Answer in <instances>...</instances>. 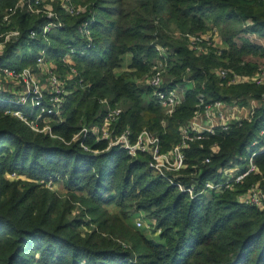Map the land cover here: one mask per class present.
I'll use <instances>...</instances> for the list:
<instances>
[{"label":"trees","instance_id":"1","mask_svg":"<svg viewBox=\"0 0 264 264\" xmlns=\"http://www.w3.org/2000/svg\"><path fill=\"white\" fill-rule=\"evenodd\" d=\"M75 1L87 6L86 11L72 14L59 4L64 25L47 34L50 46L40 35L41 18L14 17L23 37L0 55V66L20 70L34 64L38 51L47 48L63 69L61 57L71 47L77 49L74 64L87 86L70 79L73 91L65 97L63 120L50 122L53 133L66 141L82 123L102 125L104 98L124 110L117 127L156 132L166 150L179 142L180 127L194 116L201 92L212 100H232L251 91L257 99L264 95V85H228L215 72L222 66L246 74L257 70V61L247 57L264 58V46L249 35L264 37V0ZM16 2L0 0V21ZM86 22L90 47L82 29ZM212 28L227 46L221 55L198 54L188 47V34ZM33 30L40 38L26 41ZM157 45L168 50L169 71L186 89L185 100L172 115L147 101V88L135 81L160 58ZM17 48L30 52L17 56ZM126 54L132 55L129 71L119 73ZM15 109L28 112L0 101V264H264V211L237 200L239 192L256 181L264 187V152L255 157L261 174L248 176L235 190L190 199L153 171L149 154L134 158L118 146L107 149L106 141L90 134L86 143L100 150L94 154L79 143L34 131L6 112ZM263 115L264 104L251 120L191 143L186 149L188 172L198 165L201 179H223L224 168L240 163L237 156L249 157L246 147L264 126ZM216 142L220 150L211 163L202 164ZM58 181L71 190L69 196L52 190ZM110 205L120 213L110 212ZM136 212L156 223L159 240L125 222Z\"/></svg>","mask_w":264,"mask_h":264},{"label":"built area","instance_id":"2","mask_svg":"<svg viewBox=\"0 0 264 264\" xmlns=\"http://www.w3.org/2000/svg\"><path fill=\"white\" fill-rule=\"evenodd\" d=\"M40 4L41 0H17L13 6L6 9L0 21V37L4 38L0 42V55H2L3 50H5L9 43L18 44L23 37L22 30L13 24L14 17L18 15L44 13L47 21L40 28V35L43 37H47V34L53 29L63 27V23L58 19V11L52 8L39 9L40 7L38 6ZM65 8L72 14H79L86 10L84 7H74L68 4L65 5ZM88 25H90L89 22L84 23L82 29L88 39L87 46L90 47L92 43ZM37 36H39L37 30L30 31L26 41L37 39ZM186 37L188 47L198 54L207 55L213 52L221 55L223 53V49H219L217 46V41L220 39L217 28H212L200 34H188ZM156 48L160 53L158 62L155 61L151 71L140 77V79H135V81L138 84L141 81L142 86L147 88L146 93L150 100L160 105L167 115H172L178 105L185 100L186 89L182 83L167 78L170 73L169 52L161 45H157ZM76 50L75 47H71L63 55V62L65 64H74L73 55L76 53ZM46 51L47 48H43L42 51L37 53L35 67H29V65L19 70L14 67L0 66V93L3 92V79L19 81L23 92L19 96L14 92V97H10L9 101L17 106L25 107L28 111L15 109L7 110L6 112L22 119L34 131L49 133L52 137L60 138L67 144L72 142L79 143L86 151H91L94 154L99 153L100 150L94 149L86 143L87 137L90 134L95 136L96 141H106L108 143L107 149L118 146L125 149L131 157L136 158L139 153H147L150 156L149 165L153 171L181 192L187 193L190 199L202 196L207 192L220 194L227 189L235 190L236 185H242L248 176L261 174L260 168L255 162V157L264 152V126L257 131L251 143L246 147L249 157L246 159L244 156H237L240 163L224 168L221 172L223 179L219 181L201 179V171L198 165H194L193 170L188 172L189 162L186 149L189 148L191 143L203 141L210 135H215L218 130L227 131L235 124H242L245 120H251L253 112L263 106L264 95L260 99H250L249 95H243L234 97L232 100H212V98H208L205 93L201 92L198 94L197 110L194 116L180 127L179 142L172 144L166 150L163 148L160 136L156 132L143 128L140 132L136 133L129 126L124 129L117 127L116 125L124 110L119 105H112L110 99L104 98L100 100L105 111L102 125H83L73 135L71 141H66L64 138L53 133L49 123H45L44 126L40 127L39 122L44 119L53 120V118L63 120L62 113L65 97L73 91L68 87L70 79H77L81 88H86L87 84L80 76L78 70L70 65V70L68 71L70 75L67 78H62L47 58ZM25 54L26 52L22 51L21 55ZM38 70L39 72H37ZM215 72L220 80L226 82L228 85H264V64L251 74L239 73L232 68L226 67H219ZM41 73L46 77V84L39 78ZM184 82L189 81L184 79ZM255 100L260 105L255 104ZM29 101L31 105H29ZM247 102L250 103L249 106L252 109L250 118L249 114L246 116L241 114V111L248 107L245 106ZM31 107L32 109H30ZM33 109H36V111L40 110L39 115ZM260 118L261 116L258 117V119ZM163 125H165V121H163ZM203 146V143H201L200 147ZM219 150V143L211 144L210 152L205 154L202 164L211 163L214 154ZM244 160L245 162H243ZM48 185H51V183H48ZM237 200L240 203L253 205L264 211V187L259 181H256L246 191L239 192ZM138 225H142L140 221Z\"/></svg>","mask_w":264,"mask_h":264},{"label":"rangeland","instance_id":"3","mask_svg":"<svg viewBox=\"0 0 264 264\" xmlns=\"http://www.w3.org/2000/svg\"><path fill=\"white\" fill-rule=\"evenodd\" d=\"M77 1H79V0H77ZM59 4H61L62 6H64L65 7V5H73L74 7H79V6H81V7H84L85 9H87V6H85V5H83V4H76V1L75 0H69V2H68V0H41V4L38 6V7H40L39 9H46V8H52L53 10H55V11H58V9H57V7H58V5ZM86 11V10H85ZM74 14V13H73ZM76 14V13H75ZM26 15H30V16H32L33 18H36V20H38V19H42L43 20V23H46V21H47V18L44 16L45 14L44 13H31V14H26ZM58 19L63 23V25H64V22H63V19L61 18V15H60V11H58ZM43 23H42V25H43ZM41 25V26H42ZM40 26V27H41ZM40 29V28H39ZM184 36V35H183ZM250 36V38L253 40V41H255L256 43H259V44H262L263 46H264V37H262V36H257V35H255V34H250L249 35ZM40 38V36H37V39H39ZM43 40L45 39V43L47 44V45H51V40L50 39H48V37H41ZM4 40V38L3 37H0V42L1 41H3ZM217 46H218V48L219 49H223V51L226 49V45L224 44V42H223V40L221 39V36H220V39L217 41ZM7 47V46H6ZM6 49V48H5ZM35 50V49H34ZM34 50H31V51H34ZM3 51H5V50H3ZM2 51V52H3ZM22 51H25L26 53H29L28 52V50H21V49H19V48H17L15 51H14V55H17V56H19V55H21V53H22ZM39 51H42V49H40ZM38 51V52H39ZM167 51V50H166ZM193 51V50H192ZM195 52V51H194ZM4 53V52H3ZM2 53V54H3ZM196 53V52H195ZM45 54H46V56H47V58L51 61V63L54 65V67H55V69H56V72L62 77V78H67L70 74H69V72H68V70H67V68H66V66H67V64H66V66L63 68V69H61V67L59 66V62H57L56 60H55V58L52 56H50V54H48V52L46 51L45 52ZM131 59H132V55L131 54H126L125 56H124V59H123V61L121 62L122 64H121V66H120V69H118L117 70V72H119V73H121V72H128L129 71V65H130V61H131ZM247 59H252V60H254V61H257V69H258V67L259 66H261L262 64H264V58H253V57H247ZM158 59H156V62H158L157 61ZM59 61H64L63 60V56L61 57V59L59 60ZM68 63H70V62H68ZM35 63L34 64H31L29 67H35ZM68 65H70L71 67H74V68H76V65L75 64H73V63H70V64H68ZM26 67V66H25ZM223 67V66H222ZM219 68V67H218ZM218 68H216V70L218 69ZM77 69V68H76ZM37 72H39V70L37 71ZM38 74V73H37ZM39 78L40 79H42V82L44 83V84H46L47 83V80H46V77L41 73L40 75H39ZM168 79H170V80H174V76L171 74V73H169L168 74V77H167ZM176 78V77H175ZM140 79V78H139ZM139 84L140 85H143L142 83H141V81H139ZM257 86V85H256ZM2 89H3V92L2 93H0V101H3V102H8V103H11V104H13V105H15L14 103H12V102H10L9 100L11 99V98H13L14 97V92L19 96V95H21V93L23 92V89H22V85H21V83L19 82V81H17V80H11V79H3V82H2ZM254 92L253 91H251V92H249L247 95H249V98L251 99H257L255 96H253L254 94H253ZM145 94V98H146V100L147 101H150V98L147 96V93H144ZM11 97V98H10ZM256 101V100H255ZM257 102V101H256ZM254 102L255 104H257V105H260V103L259 102ZM29 103V105H31V102L29 101L28 102ZM254 104V105H255ZM250 103L249 102H247L246 103V105L245 106H248L246 109H247V111L248 110H251V108H250ZM30 109H32V107L30 108ZM33 111L37 114V115H39V113H40V110H38V111H36V109H33ZM166 114V113H165ZM167 115V114H166ZM251 116V115H250ZM51 121H53V120H49V119H44V120H41V122L42 123H49L50 124V122ZM83 125H87L86 123H82V125L81 126H83ZM62 140V139H61ZM63 141V140H62ZM64 142V141H63ZM66 143V142H65ZM8 177L9 178H12L13 176L12 175H8ZM52 190H55L56 192H58L59 194H61L62 196H65V197H67V196H69V194L70 193H72L71 192V190L69 189L68 190V188L66 187V184L63 182V181H58V182H55V184L52 186ZM86 194V193H85ZM79 195H83V193H80ZM77 207H78V209H76L75 210V212H74V214H77L78 213V211H79V209H80V207H81V205L80 204H78L77 205ZM108 209H109V211L110 212H112L113 214H119L120 213V209L116 206V205H110L109 207H108ZM86 219H88V217L86 218ZM141 222V226H139L138 225V222ZM125 222L131 227V228H133L134 230H136V231H141L146 237H148V238H150V239H154V240H159V230L158 231H155L156 230V227H155V222L152 220V219H150V218H148L147 216H146V214L144 213V212H136L135 214H133L130 218H128V219H125Z\"/></svg>","mask_w":264,"mask_h":264},{"label":"crops","instance_id":"4","mask_svg":"<svg viewBox=\"0 0 264 264\" xmlns=\"http://www.w3.org/2000/svg\"><path fill=\"white\" fill-rule=\"evenodd\" d=\"M224 44H225V42H224ZM251 112H252V109L251 110H248V111H247V109H244V110L241 111V114H243L244 116H246L247 114H249V118H250Z\"/></svg>","mask_w":264,"mask_h":264}]
</instances>
